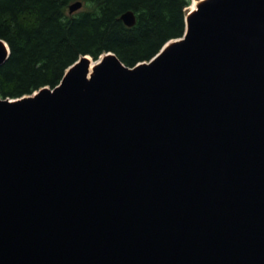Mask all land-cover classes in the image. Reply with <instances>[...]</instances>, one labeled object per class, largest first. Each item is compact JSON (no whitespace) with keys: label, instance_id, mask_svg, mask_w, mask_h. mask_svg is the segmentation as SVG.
<instances>
[{"label":"water","instance_id":"95a60500","mask_svg":"<svg viewBox=\"0 0 264 264\" xmlns=\"http://www.w3.org/2000/svg\"><path fill=\"white\" fill-rule=\"evenodd\" d=\"M184 22L148 62L0 96V264H264V0Z\"/></svg>","mask_w":264,"mask_h":264},{"label":"trees","instance_id":"16d2710c","mask_svg":"<svg viewBox=\"0 0 264 264\" xmlns=\"http://www.w3.org/2000/svg\"><path fill=\"white\" fill-rule=\"evenodd\" d=\"M81 1L83 10L68 13ZM190 0H0V40L10 51L0 66V96L19 99L55 88L79 58L113 53L127 67L148 62L185 30ZM131 11L135 24L120 16Z\"/></svg>","mask_w":264,"mask_h":264},{"label":"bare ground","instance_id":"6f19581e","mask_svg":"<svg viewBox=\"0 0 264 264\" xmlns=\"http://www.w3.org/2000/svg\"><path fill=\"white\" fill-rule=\"evenodd\" d=\"M207 1L208 0H192L191 1V4L187 8V12L185 14L186 25H187L188 18L198 10V7L202 3L207 2ZM172 43H174V42H170V43L166 44L163 50L167 49L168 46H170ZM5 50H7V47L6 46H5ZM103 58H104V55L100 56L99 59H98L99 61H95V62L93 60H91L90 58L87 59V61H88V71H89V74H91L93 72V70L95 69L97 63L100 62Z\"/></svg>","mask_w":264,"mask_h":264},{"label":"rangeland","instance_id":"374dc122","mask_svg":"<svg viewBox=\"0 0 264 264\" xmlns=\"http://www.w3.org/2000/svg\"><path fill=\"white\" fill-rule=\"evenodd\" d=\"M190 1H192V0H190ZM188 8V7H187ZM187 8H186V10H185V14H186V12H187ZM81 10H83V7L80 9V10H78V11H81Z\"/></svg>","mask_w":264,"mask_h":264}]
</instances>
